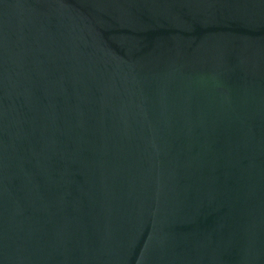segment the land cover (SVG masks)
I'll return each instance as SVG.
<instances>
[{"label":"water","instance_id":"obj_1","mask_svg":"<svg viewBox=\"0 0 264 264\" xmlns=\"http://www.w3.org/2000/svg\"><path fill=\"white\" fill-rule=\"evenodd\" d=\"M0 264H264V0H0Z\"/></svg>","mask_w":264,"mask_h":264}]
</instances>
